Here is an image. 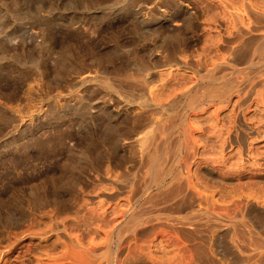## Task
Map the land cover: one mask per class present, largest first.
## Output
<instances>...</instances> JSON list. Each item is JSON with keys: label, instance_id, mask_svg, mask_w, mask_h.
<instances>
[{"label": "rangeland", "instance_id": "1", "mask_svg": "<svg viewBox=\"0 0 264 264\" xmlns=\"http://www.w3.org/2000/svg\"><path fill=\"white\" fill-rule=\"evenodd\" d=\"M0 264H264V0H0Z\"/></svg>", "mask_w": 264, "mask_h": 264}, {"label": "bare ground", "instance_id": "2", "mask_svg": "<svg viewBox=\"0 0 264 264\" xmlns=\"http://www.w3.org/2000/svg\"><path fill=\"white\" fill-rule=\"evenodd\" d=\"M167 6V5H166ZM238 25V24H237ZM253 27V26H252ZM238 30V29H237ZM240 30V29H239ZM242 33V32H241ZM232 40V39H231ZM246 41V40H245ZM234 42V41H233ZM250 42V41H249ZM241 51V50H240ZM235 52V51H234ZM245 52V51H244Z\"/></svg>", "mask_w": 264, "mask_h": 264}]
</instances>
